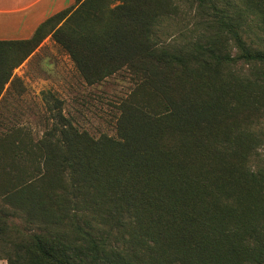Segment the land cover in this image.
Returning <instances> with one entry per match:
<instances>
[{"label":"trees","instance_id":"16d2710c","mask_svg":"<svg viewBox=\"0 0 264 264\" xmlns=\"http://www.w3.org/2000/svg\"><path fill=\"white\" fill-rule=\"evenodd\" d=\"M191 12L203 33L160 38ZM49 36L87 85L128 72L135 87L116 136L81 130L51 93L40 138L0 130V261L264 264V0H75L0 42V122Z\"/></svg>","mask_w":264,"mask_h":264},{"label":"rangeland","instance_id":"374dc122","mask_svg":"<svg viewBox=\"0 0 264 264\" xmlns=\"http://www.w3.org/2000/svg\"><path fill=\"white\" fill-rule=\"evenodd\" d=\"M184 10L189 11L188 6ZM200 18L191 12L175 22L162 21L158 34L162 40H190L203 33L193 29ZM18 81L5 91L2 102L10 106L4 111L2 128L12 125L28 127L34 137L40 138L54 123V112L45 100L47 93L64 104V114L81 130L98 138L103 134L116 136L119 117L117 105L135 87L128 72H122L97 85H87L76 70L70 57L49 36L41 46L17 69ZM49 99V98H48ZM264 162V146L254 159ZM0 264H7L1 260Z\"/></svg>","mask_w":264,"mask_h":264},{"label":"crops","instance_id":"0c3cea01","mask_svg":"<svg viewBox=\"0 0 264 264\" xmlns=\"http://www.w3.org/2000/svg\"><path fill=\"white\" fill-rule=\"evenodd\" d=\"M74 3L75 0H0V42L31 39L39 26Z\"/></svg>","mask_w":264,"mask_h":264}]
</instances>
